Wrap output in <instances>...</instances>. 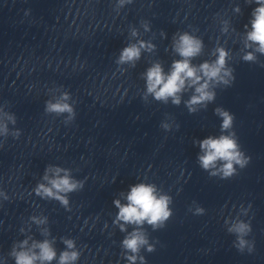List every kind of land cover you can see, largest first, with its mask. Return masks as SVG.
<instances>
[{"label": "clouds", "instance_id": "1", "mask_svg": "<svg viewBox=\"0 0 264 264\" xmlns=\"http://www.w3.org/2000/svg\"><path fill=\"white\" fill-rule=\"evenodd\" d=\"M248 2L258 6L251 12L250 29L248 24L244 26L245 51L241 59L244 62L256 63V54L264 55V0H248ZM130 3L132 0H117L116 11L119 12L120 8ZM234 11L239 13L241 9L237 6ZM142 27L148 31V22H143ZM222 31L226 32L227 28H223ZM131 35L133 37L138 35L135 28L131 29ZM172 47L180 59L172 62L170 71L167 73L160 62H154L146 70L144 98L152 95L156 101L166 104L171 99L174 105H179L181 94L186 90H192V95L185 104L189 113H195L200 108L206 109L210 103L215 101L217 88H227L233 84L234 69L229 66L230 53L225 47L217 46L213 52L215 58L211 61L205 60L199 65H194L192 61L204 50V42L201 38L187 31L177 32L173 37ZM154 49V44L143 40L129 44L121 50L116 64L135 66L142 51L151 52ZM70 99V94L64 92L55 101H47L45 111L57 116L67 114L65 122H70L76 115L73 105L68 102ZM214 114L221 120L220 134L218 136L209 135L197 142L200 148L197 161L200 168L208 172L209 176H218L222 180H227L236 175L238 169H244L250 163L251 157L242 150L236 132L233 130L234 114L223 107H216ZM5 115L7 121L12 124L16 123L14 115ZM161 127L169 130V125L166 123H162ZM7 134V123H0V135L7 136ZM19 135V131L13 133V137H19ZM62 172L63 175H61ZM49 173L52 175L49 176ZM43 179L47 183H38L33 190L35 194L43 199L56 200L66 208L69 205L68 194L84 186V181L74 179L69 170L60 167L46 168ZM0 195L8 199L6 194L0 192ZM126 201V203H121L119 199L113 201L118 209L113 223L119 227L121 232H127V225L134 226L133 230L128 232L121 241L123 255L127 264H137V261L139 264H147L145 257L140 254L141 249L149 253L154 252L155 244L150 242L144 226H150L153 231L165 227L166 222L173 215L170 207L173 202L172 197L154 183L140 182L130 187ZM204 212L205 209L200 206L194 209L197 215H202ZM247 213L248 209H244L243 214L246 216ZM30 219L37 225L47 223V217L32 216ZM23 231L24 229H21V232ZM227 231L235 236L233 246L239 252L254 251V241L247 239L252 232L250 220L245 221L237 216ZM41 235L47 237L50 233L44 229ZM62 242L65 250L59 253L57 264H76L80 258V251L76 247L75 240L65 238ZM9 255L15 264H51L53 260H57V251L53 241L47 238L38 241L28 237L14 243Z\"/></svg>", "mask_w": 264, "mask_h": 264}]
</instances>
